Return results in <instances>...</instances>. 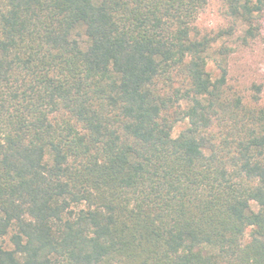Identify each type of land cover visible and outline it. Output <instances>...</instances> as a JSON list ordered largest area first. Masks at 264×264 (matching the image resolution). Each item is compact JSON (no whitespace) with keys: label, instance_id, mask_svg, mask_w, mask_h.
<instances>
[{"label":"trees","instance_id":"16d2710c","mask_svg":"<svg viewBox=\"0 0 264 264\" xmlns=\"http://www.w3.org/2000/svg\"><path fill=\"white\" fill-rule=\"evenodd\" d=\"M209 1L0 0V264H264V84L209 68L264 0Z\"/></svg>","mask_w":264,"mask_h":264},{"label":"rangeland","instance_id":"374dc122","mask_svg":"<svg viewBox=\"0 0 264 264\" xmlns=\"http://www.w3.org/2000/svg\"><path fill=\"white\" fill-rule=\"evenodd\" d=\"M197 26L204 30L228 29L232 25V19L226 12V5L223 0H210L200 11ZM242 29L233 35H226L221 38L215 48L225 46L228 48L226 55L218 52L216 60L210 62V70L218 74V61L222 58L228 68L229 84L240 91L248 92L254 83L264 84V28L261 35L254 39L244 41L242 39ZM264 102V93L262 94ZM184 125L177 126L174 134L177 135Z\"/></svg>","mask_w":264,"mask_h":264}]
</instances>
